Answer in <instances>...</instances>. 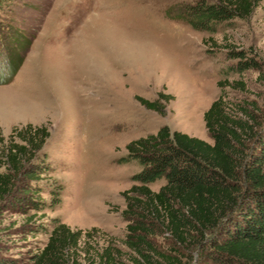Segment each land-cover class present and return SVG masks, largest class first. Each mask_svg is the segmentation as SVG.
I'll list each match as a JSON object with an SVG mask.
<instances>
[{"label": "rangeland", "instance_id": "374dc122", "mask_svg": "<svg viewBox=\"0 0 264 264\" xmlns=\"http://www.w3.org/2000/svg\"><path fill=\"white\" fill-rule=\"evenodd\" d=\"M0 1V136L28 124L50 130L43 148L50 169L40 184L49 206L32 222L7 213L9 254L43 247L53 219L72 229L97 228L121 243L122 193L140 172L125 161L131 141L167 126L213 143L203 116L222 91L264 109V73L236 74L227 56L234 47L264 62V0L249 21L219 25L214 33L179 16L198 0ZM237 80L246 91L226 86ZM160 92L174 96L165 117L136 100ZM164 183L150 187L158 191ZM55 189L59 201L52 199Z\"/></svg>", "mask_w": 264, "mask_h": 264}, {"label": "trees", "instance_id": "16d2710c", "mask_svg": "<svg viewBox=\"0 0 264 264\" xmlns=\"http://www.w3.org/2000/svg\"><path fill=\"white\" fill-rule=\"evenodd\" d=\"M261 2L198 0L183 5L179 16L197 31L214 33L219 25L249 21ZM227 56L236 74L264 73L252 50L230 47ZM226 86L246 91L240 80ZM136 100L165 117L174 96ZM203 120L213 143L163 126L127 145L125 161L140 172L122 193L127 226L121 243L97 228L72 229L53 219L45 245L26 256L5 251L12 228L4 222L10 212L32 222L49 206L40 184L50 169L43 153L50 130L28 124L0 136V264H264V109L222 91ZM158 181L165 183L152 190ZM51 193L60 200V189Z\"/></svg>", "mask_w": 264, "mask_h": 264}]
</instances>
